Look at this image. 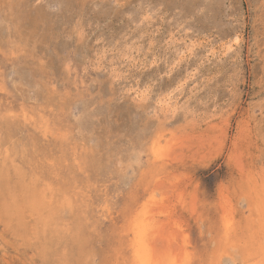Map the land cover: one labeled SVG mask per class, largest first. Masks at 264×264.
<instances>
[{"label":"rangeland","instance_id":"374dc122","mask_svg":"<svg viewBox=\"0 0 264 264\" xmlns=\"http://www.w3.org/2000/svg\"><path fill=\"white\" fill-rule=\"evenodd\" d=\"M0 264H264V0H0Z\"/></svg>","mask_w":264,"mask_h":264},{"label":"bare ground","instance_id":"6f19581e","mask_svg":"<svg viewBox=\"0 0 264 264\" xmlns=\"http://www.w3.org/2000/svg\"><path fill=\"white\" fill-rule=\"evenodd\" d=\"M230 221V220H229ZM49 249V248H48ZM146 252V251H145ZM158 262V261H157Z\"/></svg>","mask_w":264,"mask_h":264}]
</instances>
